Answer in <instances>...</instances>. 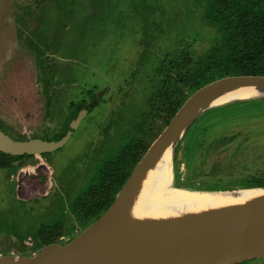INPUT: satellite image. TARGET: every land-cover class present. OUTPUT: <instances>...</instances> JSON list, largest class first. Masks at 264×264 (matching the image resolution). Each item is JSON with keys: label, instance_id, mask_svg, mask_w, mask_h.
<instances>
[{"label": "rangeland", "instance_id": "obj_1", "mask_svg": "<svg viewBox=\"0 0 264 264\" xmlns=\"http://www.w3.org/2000/svg\"><path fill=\"white\" fill-rule=\"evenodd\" d=\"M250 1L255 9L264 8V0ZM207 5L208 0H46L41 5L36 0H0V122L6 134L21 139L57 134L77 105L90 104L92 93L102 94L49 161L35 156L21 161L15 172L0 169L5 232L61 223L71 235L59 244L82 232L89 221L80 206L79 213L73 212L71 202L83 199L130 140L142 141L148 150L167 127L162 128L160 118L145 121L142 115L151 109L149 81L160 61L181 43L197 56L219 40V24L213 12L209 17ZM44 38L50 45L49 116L44 80L28 45ZM257 104L264 109L260 100L252 108ZM254 116L242 114L238 123L224 128L226 138L218 139H210L217 136L213 132L231 120L216 115L219 124L211 128L209 116L198 119L174 157L175 177L182 183L178 187L189 188L183 184L191 181L201 187L236 186L264 177V116ZM207 130L206 150L199 151L189 169L186 152ZM24 245L2 233L0 256H30L43 248L31 237ZM257 261L240 264H264V259Z\"/></svg>", "mask_w": 264, "mask_h": 264}, {"label": "water", "instance_id": "obj_2", "mask_svg": "<svg viewBox=\"0 0 264 264\" xmlns=\"http://www.w3.org/2000/svg\"><path fill=\"white\" fill-rule=\"evenodd\" d=\"M239 87H254L259 94L211 105L217 95ZM264 102V76H227L193 91L170 123L138 161L113 203L86 229L66 244L53 243L30 256L7 254L0 264H239L264 259V201L242 208H224L206 215L163 222H125L126 205L140 175L166 147L174 157L193 124L210 110L239 102ZM88 113L82 110L57 138L19 141L0 129V151L18 156H41L62 148ZM192 192L240 193L262 186L236 185L228 189H191ZM236 195L235 197H241Z\"/></svg>", "mask_w": 264, "mask_h": 264}, {"label": "trees", "instance_id": "obj_3", "mask_svg": "<svg viewBox=\"0 0 264 264\" xmlns=\"http://www.w3.org/2000/svg\"><path fill=\"white\" fill-rule=\"evenodd\" d=\"M45 1L36 0V3L41 5ZM208 10L210 11L209 17L211 16V12H213V19L219 24L217 27L220 32L219 40L201 55L193 56L189 47L181 43V48L164 56L155 69L156 74L149 81L152 84V89L149 93V106L151 107L149 110L151 115H148L149 110L142 114L145 121H147L148 116L151 117L150 121L160 118L163 123L162 128L164 129L188 96L204 85L227 76H264V8L255 9L254 3L250 0H208ZM41 35L43 34L41 33ZM28 45L35 54L40 79L44 80V92L48 112L52 104V96L49 93V66L46 64L49 45L46 38L40 44L30 40L28 41ZM253 103L239 102L214 108L203 117L209 116L207 119L211 120L208 123L211 128L219 124V121L215 120L216 115H221L224 117V120H231L229 123H221V125H224L221 126L219 131L213 132L217 134L214 137H217V139L218 137L222 138L223 134L221 132L224 131V128L232 125L234 122L238 123L237 119L242 114L251 117L252 115H256L254 118L264 116L263 106L257 104V109H254L252 107L256 102ZM80 108H74L66 124L74 120ZM0 128H3L2 122H0ZM148 129L151 130V126ZM200 134L203 135V139H199V135L195 141L198 142L197 145H193L194 147L190 146L186 152V157L189 159L187 160L189 169L191 164L196 162L199 151L204 153L206 150L204 144L207 141L208 130L202 131ZM144 144L140 140H130L127 148L119 153L118 158L115 159L116 161L114 160L105 165L103 174L98 178L96 185L84 194L83 199L80 202L79 198L71 202L70 207L73 212L79 213L80 206L82 214L89 221L83 226L82 231L98 219L113 203L117 193L130 176L138 161L145 154L147 147ZM29 157L0 151V168L6 169L9 173L15 172L18 168L16 163ZM44 157H47V155H44ZM181 184L179 179L175 181L176 186H180ZM237 185L244 187L262 186L264 185V177L253 181H241ZM183 186L212 190L234 187L231 185H207L201 187L194 181L187 182ZM1 218L3 217L0 216V235L2 233H7L8 236L11 235L15 242L24 248H26L24 240L28 237L33 238L37 242L38 249H41L48 244L63 243L61 238L66 236L69 239V235H71L68 229L67 231L61 229V223H41L38 226L34 225L32 229L28 228L29 230L26 228L25 231L21 229L16 231L7 230L5 232L6 230L2 228L4 218Z\"/></svg>", "mask_w": 264, "mask_h": 264}, {"label": "bare ground", "instance_id": "obj_4", "mask_svg": "<svg viewBox=\"0 0 264 264\" xmlns=\"http://www.w3.org/2000/svg\"><path fill=\"white\" fill-rule=\"evenodd\" d=\"M259 94L254 87H239L217 95L211 105L233 99H248ZM172 149L166 147L151 167L139 177L123 215L125 222H163L184 220L191 215H206L224 208L245 209L264 201V189L240 193L192 192L173 186ZM242 195L241 197H235Z\"/></svg>", "mask_w": 264, "mask_h": 264}, {"label": "flooded vegetation", "instance_id": "obj_5", "mask_svg": "<svg viewBox=\"0 0 264 264\" xmlns=\"http://www.w3.org/2000/svg\"><path fill=\"white\" fill-rule=\"evenodd\" d=\"M49 45V44H48ZM48 51H50V45H49V48H48ZM49 52H47V57L48 58H50V55L48 54ZM102 94H101V92H99V93H92L91 94V97H92V102L90 103V104H88V105H86V103L84 104H79V105H77L76 107H81L80 109H79V111L77 112V114L78 113H80L82 110H87L88 111V113L86 114V116L82 119V121H84V119L87 117V115L90 113V112H92L95 108H96V106H98V104H99V100H100V96H101ZM52 104H51V106H50V108H49V110H48V112H47V105H46V114L49 116V114H50V112H52V108H53V99H52ZM46 104H47V101H46ZM73 121V120H72ZM71 121V122H72ZM81 121V122H82ZM70 122V123H71ZM70 123H67V124H65L64 125V127L62 128V130L61 131H59L57 134H54V135H47V136H45V137H34V138H32V139H40V140H45V141H50V139L51 140H53V139H55V138H57V137H59L64 131H65V129L69 126V124ZM81 124V123H80ZM79 124V125H80ZM79 128V127H78ZM1 130H2V128H0ZM3 131V130H2ZM4 132V131H3ZM76 132V131H75ZM74 132V133H75ZM73 133V134H74ZM222 134H223V132H221ZM73 134H72V136H73ZM8 135V134H7ZM10 136V135H9ZM72 136H71V138H72ZM11 138H13L12 136H10ZM70 138V139H71ZM213 138H217V137H211L210 139H213ZM222 138H226L224 135H223V137ZM13 139H15V140H19V141H26V140H30L29 138L28 139H21V138H13ZM49 139V140H48ZM69 139V140H70ZM69 142V141H68ZM67 142V143H68ZM66 143V144H67ZM211 143H214V142H211ZM65 144V145H66ZM64 145V146H65ZM63 146V147H64ZM62 147V148H63ZM61 149V148H60ZM60 149H58V150H60ZM57 150V151H58ZM57 151H55V152H57ZM54 153V152H53ZM52 153H48V154H43V155H41L43 158H45L47 161H49V156L51 155ZM44 155H47V157H44ZM32 156V155H31ZM29 157V158H32V157H35V156H32V157ZM24 159H26V158H24ZM24 159H22V160H20V161H18L17 163H16V165H19V163L21 162V161H23ZM0 169H3V168H0ZM6 170V169H5ZM258 260V259H257ZM256 259H254V260H249L250 262H259V261H257ZM249 261H245V262H249ZM243 263V262H242ZM240 264V263H239ZM254 264H257V263H254Z\"/></svg>", "mask_w": 264, "mask_h": 264}]
</instances>
